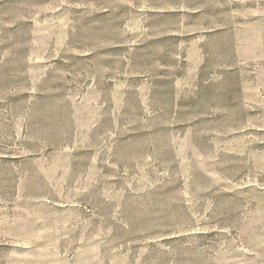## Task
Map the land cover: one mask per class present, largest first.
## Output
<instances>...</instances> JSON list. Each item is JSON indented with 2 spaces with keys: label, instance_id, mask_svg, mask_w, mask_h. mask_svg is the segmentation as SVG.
Returning <instances> with one entry per match:
<instances>
[{
  "label": "rangeland",
  "instance_id": "374dc122",
  "mask_svg": "<svg viewBox=\"0 0 264 264\" xmlns=\"http://www.w3.org/2000/svg\"><path fill=\"white\" fill-rule=\"evenodd\" d=\"M0 264H264V0H0Z\"/></svg>",
  "mask_w": 264,
  "mask_h": 264
}]
</instances>
